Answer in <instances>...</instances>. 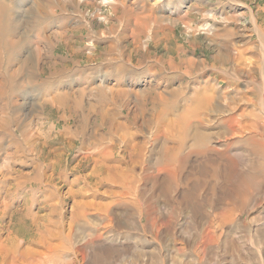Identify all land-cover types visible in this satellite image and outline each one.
I'll list each match as a JSON object with an SVG mask.
<instances>
[{"label": "rangeland", "instance_id": "rangeland-1", "mask_svg": "<svg viewBox=\"0 0 264 264\" xmlns=\"http://www.w3.org/2000/svg\"><path fill=\"white\" fill-rule=\"evenodd\" d=\"M5 238L2 264H264V0H0Z\"/></svg>", "mask_w": 264, "mask_h": 264}, {"label": "bare ground", "instance_id": "bare-ground-1", "mask_svg": "<svg viewBox=\"0 0 264 264\" xmlns=\"http://www.w3.org/2000/svg\"><path fill=\"white\" fill-rule=\"evenodd\" d=\"M198 1V0H197ZM260 47H261V45H260ZM261 51H262V49H261ZM262 53V52H261ZM220 59V58H219ZM222 59V61L225 63V61H230L229 59H228V56L226 55V56H223V58H221ZM206 102V103H205ZM207 106H208V102L207 101H204L203 103L202 102H198V104L196 105V106H194L195 108H196V110H204V109H206L207 108ZM80 213V212H79ZM78 213V214H79ZM80 216H82L81 214H80ZM79 216V217H80ZM8 236H10V235H8ZM8 239H11V238H8ZM8 239L7 238H5L4 240H0V254H4L6 251H9V252H11L10 250H12V248L10 249L9 247H8V245H7V241H8ZM14 253V252H13ZM21 256L23 255V253H21L20 254ZM8 256V255H7ZM6 256V257H7ZM1 257H3V256H1L0 255V259H1ZM2 260L3 259H1L0 260V264H2Z\"/></svg>", "mask_w": 264, "mask_h": 264}, {"label": "crops", "instance_id": "crops-1", "mask_svg": "<svg viewBox=\"0 0 264 264\" xmlns=\"http://www.w3.org/2000/svg\"><path fill=\"white\" fill-rule=\"evenodd\" d=\"M40 30H41V32L38 30L36 33H33V35H32V39L36 38V40L38 41L39 45H40L41 39L43 37V32H44L43 30H45V29L41 28ZM62 82H64V81H62ZM64 84H66V83H64Z\"/></svg>", "mask_w": 264, "mask_h": 264}]
</instances>
